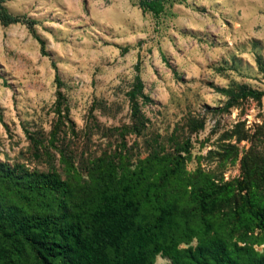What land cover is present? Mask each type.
I'll return each mask as SVG.
<instances>
[{
    "label": "rangeland",
    "instance_id": "rangeland-1",
    "mask_svg": "<svg viewBox=\"0 0 264 264\" xmlns=\"http://www.w3.org/2000/svg\"><path fill=\"white\" fill-rule=\"evenodd\" d=\"M140 1L5 0L35 24L0 23V166L86 191L132 175L187 208L213 182L215 229L262 252L264 227L229 206H264V0ZM240 89L262 94L228 104ZM0 200L25 205L7 179Z\"/></svg>",
    "mask_w": 264,
    "mask_h": 264
},
{
    "label": "trees",
    "instance_id": "trees-1",
    "mask_svg": "<svg viewBox=\"0 0 264 264\" xmlns=\"http://www.w3.org/2000/svg\"><path fill=\"white\" fill-rule=\"evenodd\" d=\"M4 2L0 0L3 26L35 24L11 14ZM139 4L154 15L164 9L163 0ZM230 94L228 104L258 98L262 92L240 89ZM201 128L199 123L194 130ZM11 171L0 166V180L14 183L25 205L0 200V264H154L157 256L168 259L166 264H264V249L257 252L236 243L231 247L215 229L211 219L224 213L228 201L213 182L193 184V204L187 208L132 175L115 186L104 182L86 191L85 186L69 188L54 173H24L15 179ZM39 197L49 199L41 210L34 201ZM229 208L245 227L253 218L264 227V206L249 197ZM193 239L195 245H189ZM181 243L188 246L180 248Z\"/></svg>",
    "mask_w": 264,
    "mask_h": 264
}]
</instances>
